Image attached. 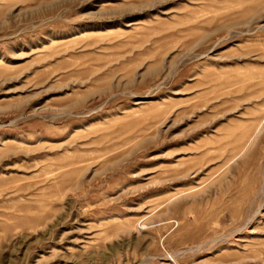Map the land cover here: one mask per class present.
<instances>
[{
    "label": "rangeland",
    "instance_id": "1",
    "mask_svg": "<svg viewBox=\"0 0 264 264\" xmlns=\"http://www.w3.org/2000/svg\"><path fill=\"white\" fill-rule=\"evenodd\" d=\"M0 264H264V0H0Z\"/></svg>",
    "mask_w": 264,
    "mask_h": 264
}]
</instances>
